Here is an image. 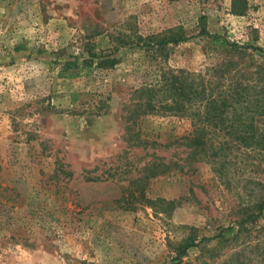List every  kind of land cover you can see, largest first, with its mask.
Segmentation results:
<instances>
[{
  "label": "rangeland",
  "instance_id": "rangeland-1",
  "mask_svg": "<svg viewBox=\"0 0 264 264\" xmlns=\"http://www.w3.org/2000/svg\"><path fill=\"white\" fill-rule=\"evenodd\" d=\"M245 1L0 0V264L260 259L248 246L240 263L230 247L212 249L220 229L263 197V151L234 150L220 170L192 157L189 118L157 112L126 130L134 92L156 83L162 71L211 74L232 61L243 82L257 84L264 0ZM203 30L241 55L210 47ZM170 31L185 40L165 53L120 44ZM88 50L116 64L59 76L63 63L82 61ZM256 127L264 137V118ZM229 139L221 134L214 141ZM154 165L170 170L150 174ZM253 230L261 252L264 211ZM187 237L195 247L174 262V245Z\"/></svg>",
  "mask_w": 264,
  "mask_h": 264
},
{
  "label": "trees",
  "instance_id": "trees-1",
  "mask_svg": "<svg viewBox=\"0 0 264 264\" xmlns=\"http://www.w3.org/2000/svg\"><path fill=\"white\" fill-rule=\"evenodd\" d=\"M243 4L246 5L245 0ZM200 34L207 38L210 47L215 50L221 49L227 55L234 53L241 55L218 35H209L205 30ZM183 40H185L183 35L177 31H170L162 36L137 37L135 43L121 40L120 44L121 47L130 44L147 53L152 51V54H155L165 53L168 45ZM255 50L261 52L258 48ZM87 54L88 57L80 62L63 63L59 76L77 78L84 71H90L93 66L105 69L113 68L116 64V59L108 55H104L101 59L91 50H88ZM237 66L239 64L232 61H221L219 66L209 69L211 74H193L169 69L162 71L156 83L144 85L134 92L135 102L131 117L134 120L126 126V130L129 131L133 127L136 119L157 112L189 118L193 130L186 138V145L191 148L192 157L204 160L220 170L233 158L234 150L264 152V137L256 127L259 119L264 118V64L255 66L254 75L257 84L254 86L243 82L240 77L241 68ZM250 90L256 95L252 97ZM221 134L230 137L229 141L215 143L214 138ZM143 142L137 133L134 144L139 145ZM159 166L154 165L148 169V172L156 175L170 170L168 165H162L163 170L158 171ZM263 211L264 190L261 199L251 206L242 207L239 211L240 219L234 225L220 229L215 237L217 242L212 251L220 245L230 247L236 262L240 263L242 250L248 246L247 248L254 249L260 254V259H257L255 264H264V250L260 252L258 248L261 240L253 241L251 236ZM242 240H248L250 244L243 243ZM195 244L192 237H187L174 245L173 261L180 263L187 256L188 249L195 247Z\"/></svg>",
  "mask_w": 264,
  "mask_h": 264
}]
</instances>
